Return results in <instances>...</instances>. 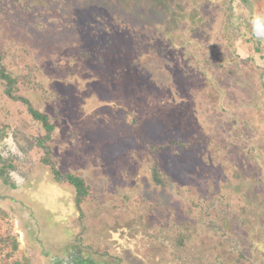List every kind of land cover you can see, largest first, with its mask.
Instances as JSON below:
<instances>
[{
    "label": "rangeland",
    "instance_id": "374dc122",
    "mask_svg": "<svg viewBox=\"0 0 264 264\" xmlns=\"http://www.w3.org/2000/svg\"><path fill=\"white\" fill-rule=\"evenodd\" d=\"M206 1L0 0L2 64L20 96L11 100L0 80V154L15 166L17 188L35 180L30 198L44 202L46 221L69 225L45 239L46 257L9 211L18 195L0 180V264H51L81 232L77 215L68 223L73 207L52 183L45 147L61 176L89 187L80 255L101 264H264V39L252 23L261 18L264 32V0ZM118 20L152 39L137 69L107 58ZM93 35L95 53L82 60L81 41ZM168 41L190 42L169 49ZM56 183L75 195L66 178ZM174 218L188 227L181 247H173ZM6 236L19 242L9 263Z\"/></svg>",
    "mask_w": 264,
    "mask_h": 264
},
{
    "label": "trees",
    "instance_id": "16d2710c",
    "mask_svg": "<svg viewBox=\"0 0 264 264\" xmlns=\"http://www.w3.org/2000/svg\"><path fill=\"white\" fill-rule=\"evenodd\" d=\"M209 1H211V3L214 4L215 0H207L206 2H209ZM196 17L198 18L199 16L194 14V17L190 18L191 21H193V19L194 21H196L197 20ZM109 27H112L114 31L109 32L108 35L110 36L106 39L105 45L108 47L110 46L109 56L107 55V58L112 60L113 64H118L120 66L124 62V65L132 69H137L139 68L140 65H142V63L147 62V60L149 59L150 53H151V49H153V47L150 45L152 42L151 38L145 37L141 33H137L133 27L129 26L124 21L122 22L118 20L117 22L109 24ZM187 33H190V30H188ZM83 38L85 37L83 36L82 39ZM87 39L89 40L81 41L83 42L84 44L83 47L85 48L83 51L84 54L80 55V57H82L81 58L82 60H86L87 58H89L88 56L95 53V51L93 50L91 51L90 45L94 41L97 42L98 38H96V36L93 35L92 37H89ZM188 42L184 41L181 44H178L175 41H171V42L168 41L167 43L170 45L169 49H177V48L183 49V46L187 44ZM99 43H102L100 39H99ZM111 53H113V55L115 53V55L111 56ZM2 62H3V57L0 54V67L2 66ZM172 62L174 61L172 60ZM177 64H180V63L178 61H175L173 65H177ZM166 74H168V76L170 77L174 76V72L170 71L169 69H168V72H166ZM184 76L186 77V79L188 78V81H189V74L184 73ZM143 78H146V77H143ZM0 80L2 84L6 87L7 94L11 98L16 100L17 97L13 93L15 86H16L15 79H13L11 75H9L6 72V70L1 69L0 70ZM170 87H172V85L170 86L168 84L167 89ZM23 101L27 105L29 104L27 100H23ZM223 109L225 110V107H223ZM28 110L31 116L43 125L44 129L46 130L48 134L53 131V126L51 125L48 117L45 114L39 111H36L30 104L28 105ZM5 135L6 133L0 131V142L2 141ZM48 138H49V135L45 136V138L42 139L41 142H39V144H44L48 140ZM14 169H15V166L11 162L5 160L0 154V180L3 183V187L5 186L9 187L12 191L16 192V195H18L17 196L18 199L14 201L12 200L13 203L7 204V207L9 211L20 220L25 230V234L30 240V243L32 242L35 246L37 245L41 249V252L44 253L45 256L47 257L49 253L45 251L47 248H44L43 246L45 243V239L50 238L49 237L50 234L56 235L59 237L65 236L67 234L65 231L69 225L56 224L57 227H54L48 221H46L48 220V217L44 216L43 214L44 211L45 213L47 211L44 206V202H40L39 200H33L32 198H30V195L34 193L35 191H37L36 186L32 184V183H35L33 182L35 180L33 179L23 188H19V187L17 188V186L11 182V176H10L11 171ZM54 175L57 176L56 174ZM66 178L68 179V182L74 187L75 192H76L75 195L61 188L59 185H57L55 181L53 182L50 180L49 181L54 183L57 188H60L61 190H63V195H62L63 203L67 205H71L73 207L72 208L73 213L67 216L69 220L68 223L70 224L71 218L74 214L77 215L78 223H79V226L81 227V232L72 233L73 235L71 234V236L68 238V243H67L68 245H66L65 243H61L59 247L64 248L65 251L59 252V254H61L60 256H54V255H52V257L50 256L49 262L51 264L52 263L53 264H101V262L97 261L95 257H92V255H88V256H85V254L80 255V251L79 250H78L79 252L77 251V249H79L78 245H82L83 247L85 246L84 245L85 244L84 243V236H85L84 230L87 228V226L84 225L83 223L85 214L82 211L81 206H82L83 200L89 195V187L86 185L85 181L82 178H79L78 176L67 175ZM40 180H42V178L38 179L37 181H40ZM154 180L156 181V183L162 184L164 179L161 178V176L157 172L154 171ZM56 201L58 203L61 202L58 199H56ZM32 203H36V207H33L31 205ZM5 215L7 216V214ZM179 216H183V215H179ZM185 216H187V214L184 215L183 219L185 218ZM183 219L174 218L172 221L173 226L175 227L177 231V236L174 239L173 247L174 246L181 247V246H184L186 242H188L189 237L184 231V229L187 230L188 227H186L183 222L181 223ZM45 223H47V225H43ZM151 228L152 227L149 222L144 223V229H145L146 234H149L148 231ZM1 241L5 249L9 248V251L4 256V259L8 261L7 263H9V261L13 259V257L16 255L19 249V242L15 237H12V236H6ZM67 253L69 255L63 258ZM65 260L67 262H65ZM237 262L240 263V260L237 259ZM12 264H22V263L20 261H15Z\"/></svg>",
    "mask_w": 264,
    "mask_h": 264
},
{
    "label": "flooded vegetation",
    "instance_id": "af4514ba",
    "mask_svg": "<svg viewBox=\"0 0 264 264\" xmlns=\"http://www.w3.org/2000/svg\"><path fill=\"white\" fill-rule=\"evenodd\" d=\"M4 64H2V66L0 67V70L1 69H4V70H6V72L9 74V75H11V77L13 78V79H15V81H16V86H15V89H14V91H13V93H14V95L17 97V99L20 97V96H17V92L19 91V88H18V80L13 76V74L10 72V71H8L7 70V68L5 67V66H3ZM4 86V85H3ZM4 89H5V92L7 93V91H6V87L4 86ZM8 95V94H7ZM9 96V95H8ZM9 98L11 99V100H13V98H11L10 96H9ZM16 99V100H17ZM15 100V101H16ZM24 100H27V99H24ZM28 101V100H27ZM28 103L34 108V104L32 103L31 104V102L30 101H28ZM28 104V105H29ZM36 111H38L36 108H34ZM42 113V112H41ZM43 114H45V113H43ZM31 115V114H30ZM46 115V114H45ZM47 116V115H46ZM48 117V116H47ZM49 119V118H48ZM50 122V121H49ZM51 125H52V123H51ZM53 126V125H52ZM53 130H54V126H53ZM53 132V131H52ZM51 132V133H52ZM49 140V139H48ZM51 149L49 148V147H45V155L43 156V160L45 161V162H47L48 164H50V165H54V166H52V170H53V173L54 174H56L57 176H55L54 175V180L57 182V181H59L61 178H66L67 177V175L66 176H61L62 174L60 173V171L58 170V168L57 167H55V164H51L49 161H48V156L51 154V151H50ZM47 151H49V153L47 152ZM68 175H72V174H68ZM73 176H75V175H73ZM80 178V177H79ZM67 179V178H66ZM67 181H68V179H67ZM86 183V182H85ZM87 185V184H86Z\"/></svg>",
    "mask_w": 264,
    "mask_h": 264
},
{
    "label": "clouds",
    "instance_id": "9594fccd",
    "mask_svg": "<svg viewBox=\"0 0 264 264\" xmlns=\"http://www.w3.org/2000/svg\"><path fill=\"white\" fill-rule=\"evenodd\" d=\"M260 19L259 17H256L253 19V34L258 38V39H264V32H261L259 30V24H260Z\"/></svg>",
    "mask_w": 264,
    "mask_h": 264
},
{
    "label": "crops",
    "instance_id": "0c3cea01",
    "mask_svg": "<svg viewBox=\"0 0 264 264\" xmlns=\"http://www.w3.org/2000/svg\"><path fill=\"white\" fill-rule=\"evenodd\" d=\"M54 248H56V247H54ZM61 251V250H60ZM65 262H67L66 260H65Z\"/></svg>",
    "mask_w": 264,
    "mask_h": 264
}]
</instances>
